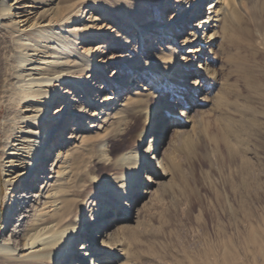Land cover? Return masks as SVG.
<instances>
[{"label": "bare ground", "instance_id": "bare-ground-1", "mask_svg": "<svg viewBox=\"0 0 264 264\" xmlns=\"http://www.w3.org/2000/svg\"><path fill=\"white\" fill-rule=\"evenodd\" d=\"M139 1L1 0L0 78L9 112L0 141V264H123L130 223L178 172L176 138L188 146L181 127L211 89L242 3L213 0L200 18L198 0H152L162 11L154 26L148 6L135 11ZM90 12V24L79 26ZM133 28L137 55L126 36ZM106 49L117 53L93 59ZM161 97L173 111L158 106ZM129 131L132 143L122 144ZM113 142L120 151L113 153Z\"/></svg>", "mask_w": 264, "mask_h": 264}, {"label": "rangeland", "instance_id": "rangeland-1", "mask_svg": "<svg viewBox=\"0 0 264 264\" xmlns=\"http://www.w3.org/2000/svg\"><path fill=\"white\" fill-rule=\"evenodd\" d=\"M209 2L195 1L200 3V18ZM241 3L240 19L222 40L211 89L202 95L205 101L199 107L190 108L191 121L181 127L188 146L182 149L180 135L176 138L171 162L179 170L156 187L157 197L149 211L138 216V223H130L133 231L126 241L127 253L121 257L123 264H264V0ZM144 4L153 11L150 23L157 26L162 11L156 10L152 0L139 1L135 11ZM173 13L166 18L171 19ZM92 15L86 13L79 26L90 24ZM199 32L201 39L203 31ZM126 36L132 54L137 55V30L131 29ZM108 49L103 55L97 52L93 59L100 61L106 52L107 57L116 55ZM206 55L199 57L204 60ZM116 66L123 73L130 71L128 64ZM112 68L103 78L112 74ZM164 97L158 106L173 111ZM119 99L112 102L111 109ZM8 112L0 78V141ZM168 128L170 125L165 129L167 140ZM121 141L132 143L133 133L129 131ZM113 143V153L120 151L121 143ZM56 150L54 146L48 163ZM1 179L0 199L5 195ZM3 209L1 200L0 222Z\"/></svg>", "mask_w": 264, "mask_h": 264}, {"label": "water", "instance_id": "water-1", "mask_svg": "<svg viewBox=\"0 0 264 264\" xmlns=\"http://www.w3.org/2000/svg\"><path fill=\"white\" fill-rule=\"evenodd\" d=\"M163 144H165V138H164ZM162 148H163V146L160 145V146H159V149H162ZM160 151H161V150H160ZM160 151L158 150V152H157V154H156V158H159Z\"/></svg>", "mask_w": 264, "mask_h": 264}]
</instances>
